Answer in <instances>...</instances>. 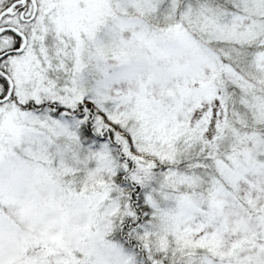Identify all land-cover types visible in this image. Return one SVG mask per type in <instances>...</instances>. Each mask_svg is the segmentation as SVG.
Here are the masks:
<instances>
[{
  "label": "snow or ice",
  "instance_id": "snow-or-ice-1",
  "mask_svg": "<svg viewBox=\"0 0 264 264\" xmlns=\"http://www.w3.org/2000/svg\"><path fill=\"white\" fill-rule=\"evenodd\" d=\"M0 264H264V0H0Z\"/></svg>",
  "mask_w": 264,
  "mask_h": 264
}]
</instances>
